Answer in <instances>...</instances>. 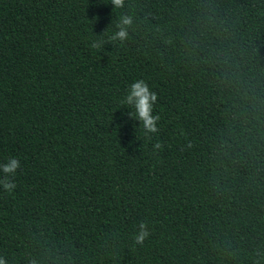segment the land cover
Listing matches in <instances>:
<instances>
[{"label": "trees", "instance_id": "1", "mask_svg": "<svg viewBox=\"0 0 264 264\" xmlns=\"http://www.w3.org/2000/svg\"><path fill=\"white\" fill-rule=\"evenodd\" d=\"M139 79L158 133L123 103ZM10 157L8 264H264V0H0Z\"/></svg>", "mask_w": 264, "mask_h": 264}, {"label": "clouds", "instance_id": "2", "mask_svg": "<svg viewBox=\"0 0 264 264\" xmlns=\"http://www.w3.org/2000/svg\"><path fill=\"white\" fill-rule=\"evenodd\" d=\"M114 8H121L124 6V0H111ZM133 20L130 16H122L120 22L117 24L118 31H116L110 39L112 41H125L128 38L129 32L128 28L132 25ZM93 49L101 50L102 43L100 41H94L91 44ZM158 100V94L150 89V85L144 80L139 79L130 85L128 94L123 101L128 107L132 109L129 115L140 121V125L146 133H158L159 126L158 122L161 117L159 114H153L154 104ZM163 145L157 142L153 145V149H161ZM20 167V161L15 157H10L6 163L0 164V169H2L5 174L3 179H0V184L9 193L13 191L16 187L15 182L10 178L14 176L16 170ZM139 230L133 234L134 243L137 245H143L144 242L151 235V230L147 221H142L138 225ZM0 264H8L5 257L0 256ZM31 264H35L32 261Z\"/></svg>", "mask_w": 264, "mask_h": 264}]
</instances>
